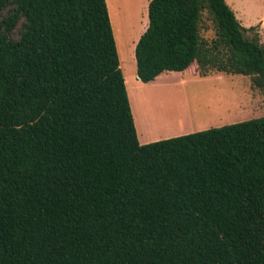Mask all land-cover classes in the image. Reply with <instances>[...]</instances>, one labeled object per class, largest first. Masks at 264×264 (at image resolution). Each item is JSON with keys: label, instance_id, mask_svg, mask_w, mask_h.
I'll return each mask as SVG.
<instances>
[{"label": "trees", "instance_id": "1", "mask_svg": "<svg viewBox=\"0 0 264 264\" xmlns=\"http://www.w3.org/2000/svg\"><path fill=\"white\" fill-rule=\"evenodd\" d=\"M148 15L141 81L264 91L257 26L227 0ZM0 264H264V115L143 144L107 0H0Z\"/></svg>", "mask_w": 264, "mask_h": 264}, {"label": "rangeland", "instance_id": "2", "mask_svg": "<svg viewBox=\"0 0 264 264\" xmlns=\"http://www.w3.org/2000/svg\"><path fill=\"white\" fill-rule=\"evenodd\" d=\"M141 1L118 0L114 4L107 0L113 13L120 10L121 13L136 12L138 17L145 12ZM227 2L243 25L257 26L256 32L264 44V0ZM204 17L207 19V13ZM205 24L202 34L214 37L212 22L208 19ZM140 25L125 24L123 30L117 32L116 42L129 96L135 105L136 116H140L138 126L147 137L163 138L175 133L178 136L264 115V91L253 86L250 76L212 73L206 77H192L179 71H165L155 80L138 87L135 82L139 81L135 41ZM150 118L158 120L151 131L147 124Z\"/></svg>", "mask_w": 264, "mask_h": 264}, {"label": "crops", "instance_id": "3", "mask_svg": "<svg viewBox=\"0 0 264 264\" xmlns=\"http://www.w3.org/2000/svg\"><path fill=\"white\" fill-rule=\"evenodd\" d=\"M118 0H112V2L115 4ZM141 1V0H140ZM151 0H143L141 1L142 2V9L145 10V12H141V17L137 16L136 15V12L135 13H131V12H126V13H121V10L120 11H115L113 13L112 9L110 11L109 9V12H110V17H111V22H112V26H113V30H114V34H115V38L117 36V34L119 32H121V30H123V27L125 24H136V25H139V23L141 24L140 25V30H139V35L138 37L136 38V41L135 42H138L141 35L146 31V29L148 28V25H149V15H148V8H149V3H150ZM108 3V2H107ZM110 4V3H109ZM111 5V4H110ZM109 6V5H108ZM111 7V6H110ZM249 27V26H247ZM118 32V33H117ZM117 43V42H116ZM160 76V75H159ZM158 77V76H157ZM156 77V78H157ZM139 79V78H138ZM126 80V79H125ZM139 81H141L139 79ZM137 80H135L136 82V85L138 87H141V85H146L148 84V82H139ZM126 85H127V81H126ZM127 89H128V93L130 95V91H129V88H128V85H127ZM130 97V96H129ZM130 101H131V105H132V110H133V114H134V118H135V123H136V127H137V131H138V137H139V140L141 143H149V142H153V141H156V140H160V139H164V138H169V137H174V136H177V133H175V135L173 134H170V135H167L163 138L161 137H158V138H149L145 135V132L143 129H140L139 126H138V122L140 121V116H136V113H135V105H133L132 103V100L130 98ZM137 113H139L137 110H136ZM158 123V120H155L153 118H150L149 120H147V124L148 126H150V131L152 129V126L156 125ZM150 136L154 137L152 134H150Z\"/></svg>", "mask_w": 264, "mask_h": 264}, {"label": "bare ground", "instance_id": "4", "mask_svg": "<svg viewBox=\"0 0 264 264\" xmlns=\"http://www.w3.org/2000/svg\"><path fill=\"white\" fill-rule=\"evenodd\" d=\"M155 132V131H154ZM155 134V133H154ZM156 135V134H155ZM157 135H159V134H157Z\"/></svg>", "mask_w": 264, "mask_h": 264}]
</instances>
